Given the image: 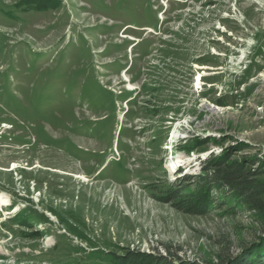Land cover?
<instances>
[{
    "label": "rangeland",
    "instance_id": "rangeland-1",
    "mask_svg": "<svg viewBox=\"0 0 264 264\" xmlns=\"http://www.w3.org/2000/svg\"><path fill=\"white\" fill-rule=\"evenodd\" d=\"M212 156L264 170V0H0V264L241 258Z\"/></svg>",
    "mask_w": 264,
    "mask_h": 264
},
{
    "label": "trees",
    "instance_id": "trees-1",
    "mask_svg": "<svg viewBox=\"0 0 264 264\" xmlns=\"http://www.w3.org/2000/svg\"><path fill=\"white\" fill-rule=\"evenodd\" d=\"M247 164L256 165V159L232 163L212 156L202 166L203 173L200 178L204 183L244 204L259 219L262 229V235L249 248L244 249L245 253L241 258L227 260L226 264H264V170L259 165L253 171ZM259 245L261 246L257 248ZM249 253L255 257L249 258ZM120 261L121 264H135L131 259ZM154 263L183 264L171 262L167 258L155 259Z\"/></svg>",
    "mask_w": 264,
    "mask_h": 264
},
{
    "label": "bare ground",
    "instance_id": "bare-ground-1",
    "mask_svg": "<svg viewBox=\"0 0 264 264\" xmlns=\"http://www.w3.org/2000/svg\"><path fill=\"white\" fill-rule=\"evenodd\" d=\"M211 109H213V111H218V108L217 107H212ZM179 163H181V161L180 160H177L176 162H174L173 161V163L171 164V166H170V168H172L171 169V171L177 166V164H179Z\"/></svg>",
    "mask_w": 264,
    "mask_h": 264
}]
</instances>
